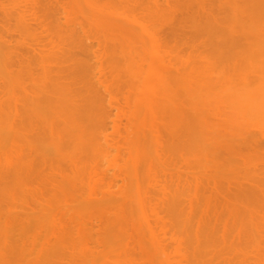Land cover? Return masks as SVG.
<instances>
[{
	"label": "bare ground",
	"instance_id": "6f19581e",
	"mask_svg": "<svg viewBox=\"0 0 264 264\" xmlns=\"http://www.w3.org/2000/svg\"><path fill=\"white\" fill-rule=\"evenodd\" d=\"M0 264H264V0H0Z\"/></svg>",
	"mask_w": 264,
	"mask_h": 264
}]
</instances>
